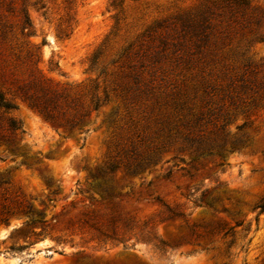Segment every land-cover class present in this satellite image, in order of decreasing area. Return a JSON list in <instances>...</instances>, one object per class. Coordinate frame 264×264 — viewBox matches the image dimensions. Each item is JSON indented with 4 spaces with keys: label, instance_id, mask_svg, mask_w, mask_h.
<instances>
[{
    "label": "rangeland",
    "instance_id": "374dc122",
    "mask_svg": "<svg viewBox=\"0 0 264 264\" xmlns=\"http://www.w3.org/2000/svg\"><path fill=\"white\" fill-rule=\"evenodd\" d=\"M37 1L0 0V217L44 209L0 264H264V0Z\"/></svg>",
    "mask_w": 264,
    "mask_h": 264
},
{
    "label": "trees",
    "instance_id": "16d2710c",
    "mask_svg": "<svg viewBox=\"0 0 264 264\" xmlns=\"http://www.w3.org/2000/svg\"><path fill=\"white\" fill-rule=\"evenodd\" d=\"M40 2L37 1L35 3L38 4ZM224 4L226 6H246L248 5V0H224L223 1ZM25 24L23 27V33L30 35L31 32H25L26 29L29 28L30 23H29V18L25 13ZM92 63L94 64V59L92 61ZM16 95L21 98L23 101H28L31 105H37V98H35V94L30 93V89H24V91H21L20 93H16ZM57 98H56V94L50 90V88L46 85H43V83H41V81H39V107H44L47 108L48 106L52 105V106H56L57 105ZM16 105L13 104L12 102H10L9 100L6 99L5 95L0 91V108H4L5 110H9L12 108H15ZM92 107L93 109L97 110L100 107V99L98 98H94L92 99ZM9 125L10 128L12 130H16L20 128L19 122L13 118L10 119L9 121ZM10 148L12 150H14L13 145L10 143ZM3 184H7V183H0V186H2ZM44 204V202H42ZM262 211L264 210V202L260 205ZM44 213V209H36L34 207V205L32 204L31 201H29V199L24 198L21 202H19V204L17 205L16 209H8L7 211L3 212V215H1L0 217V223H5L7 224L10 220V218L13 215L16 214H25L29 217H35V216H39V215H43ZM225 228V227H223ZM228 231V230H227Z\"/></svg>",
    "mask_w": 264,
    "mask_h": 264
}]
</instances>
